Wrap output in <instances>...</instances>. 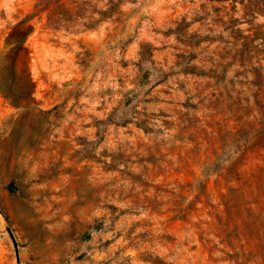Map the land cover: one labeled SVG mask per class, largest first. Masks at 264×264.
Here are the masks:
<instances>
[{"label":"rangeland","instance_id":"374dc122","mask_svg":"<svg viewBox=\"0 0 264 264\" xmlns=\"http://www.w3.org/2000/svg\"><path fill=\"white\" fill-rule=\"evenodd\" d=\"M0 264H264V0H0Z\"/></svg>","mask_w":264,"mask_h":264},{"label":"trees","instance_id":"16d2710c","mask_svg":"<svg viewBox=\"0 0 264 264\" xmlns=\"http://www.w3.org/2000/svg\"><path fill=\"white\" fill-rule=\"evenodd\" d=\"M30 29H31V28H29L28 30L30 31ZM28 30H27V32L24 34L23 39L16 41L15 46L12 48V51H14L15 54H16V52H17V50H18V46L20 45V43H22V42L26 39V36L29 34ZM24 37H25V38H24ZM4 62H5V64H7V65H6V68H7V70H9V73H10V66H11V63H10V62H6V60H4ZM9 76H10V75H9ZM11 77H12V76H11Z\"/></svg>","mask_w":264,"mask_h":264}]
</instances>
